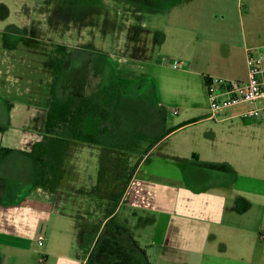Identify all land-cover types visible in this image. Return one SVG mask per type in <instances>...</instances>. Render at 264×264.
Masks as SVG:
<instances>
[{
  "label": "crops",
  "instance_id": "0c3cea01",
  "mask_svg": "<svg viewBox=\"0 0 264 264\" xmlns=\"http://www.w3.org/2000/svg\"><path fill=\"white\" fill-rule=\"evenodd\" d=\"M166 2L165 25L147 29L164 53H160L162 67L187 73L181 75L183 78L188 75L193 93L187 96L186 105L199 113L175 125L183 130L215 118L210 104L207 111L211 116L199 120L198 104L209 100L206 77L247 80L248 52L263 47L264 41L260 28L251 24L253 18L247 22L243 11H228L222 0ZM178 4L192 8L182 11ZM178 95L176 89L166 94L173 98ZM164 105L162 100L157 106L163 109ZM235 107L219 116L242 117L243 111L235 112ZM7 119L8 113L0 121V148L13 152L0 161V264H40L43 257L45 264H90L92 257L93 264H264V250L256 242L257 237H264V179L252 162L256 149L246 146V141L198 140V151L192 156L169 155L175 169L162 170L158 165L156 188L160 189L152 193L143 187L132 192L138 164L117 204L103 219L99 184L95 186L100 193L98 205L93 203L87 211V203L80 204L76 216L66 213L60 174L56 191L35 185L34 164L26 151L37 140L26 141L22 133L30 119L15 130H10L14 126ZM113 153L109 152L110 159ZM151 195L158 204L148 200ZM162 196L164 204L160 202ZM128 197H132L131 218L119 219L105 232L107 222L119 218ZM141 211L158 214L153 219L142 216ZM149 223L155 224L152 244L158 245L157 251L123 249L114 255V250L97 248L104 241H132L133 233L143 240Z\"/></svg>",
  "mask_w": 264,
  "mask_h": 264
},
{
  "label": "rangeland",
  "instance_id": "374dc122",
  "mask_svg": "<svg viewBox=\"0 0 264 264\" xmlns=\"http://www.w3.org/2000/svg\"><path fill=\"white\" fill-rule=\"evenodd\" d=\"M166 1L0 0V121L8 113L7 120L14 126L9 129L15 130L30 119L29 127L22 131L26 141H40L44 137L43 119L49 107L60 46L66 45L76 51L58 85L60 97L89 96L112 82L127 85L126 102L114 112L105 144H89L67 136L51 137V161L61 176V196L68 214L76 216V212L78 215L80 204L87 203V211L93 203L97 206L100 193L97 194L95 186L99 184L102 218L105 219L104 215L117 204L138 164L132 192L141 187L151 193L157 191L160 189L156 188V179H160L156 175L158 165L163 166L162 170L172 171L175 168L168 156H192L198 151V140L246 141V146L256 149L252 162L256 173L264 179V115L250 119L218 115L216 119L178 129L166 136L174 129L172 127L199 113L186 105L187 96L193 93L188 75L181 77L187 73L162 67L160 53H164L147 29V26L157 29L165 25ZM222 1L232 13L235 8L243 11L247 22L253 18L251 24L260 28L264 41V0ZM178 7L182 11L192 8L180 4ZM173 89L179 95L167 97ZM162 100L166 101L163 109L157 106ZM210 104V99L198 104L199 120L211 116L207 111ZM258 105L263 106L264 100ZM248 107L243 104L234 109L239 113ZM94 128L95 123L89 120L86 130L94 131ZM110 151L114 152L112 159L108 157ZM131 198L128 197L119 218L107 222L105 232L110 226H116L119 219L131 218ZM148 200L158 204L152 195ZM160 202L166 203L163 196ZM70 207L73 209L68 210ZM140 213L153 219L158 214L157 211ZM78 219L81 221L80 217ZM154 227L155 224L149 223L143 240L133 233L132 241H104L97 248L114 250V255L127 249L157 251L158 245L152 244ZM256 242L263 251L264 240L257 237ZM90 262L95 263L93 257Z\"/></svg>",
  "mask_w": 264,
  "mask_h": 264
},
{
  "label": "trees",
  "instance_id": "16d2710c",
  "mask_svg": "<svg viewBox=\"0 0 264 264\" xmlns=\"http://www.w3.org/2000/svg\"><path fill=\"white\" fill-rule=\"evenodd\" d=\"M75 52L66 45L59 48L49 107L44 122V137L26 151L34 164L35 185L50 191H56L59 183L57 167L51 161V137L67 136L85 143L105 144L104 138L111 129L110 123L114 118V112L117 107L123 106L126 102L124 90L127 85L122 82H112L101 91H96L89 96L60 97L58 85ZM89 120L95 123L94 131L86 130ZM180 127L182 126L175 127L172 131ZM11 152H13L12 149L1 147L0 161Z\"/></svg>",
  "mask_w": 264,
  "mask_h": 264
},
{
  "label": "built area",
  "instance_id": "2783aa9c",
  "mask_svg": "<svg viewBox=\"0 0 264 264\" xmlns=\"http://www.w3.org/2000/svg\"><path fill=\"white\" fill-rule=\"evenodd\" d=\"M247 64V80H229L217 76L207 77L206 86L213 117L230 107L243 104L250 106L241 114L243 118L250 119L264 115V105H258L264 99V46L248 52ZM39 243L43 245V238ZM40 264H45L44 257Z\"/></svg>",
  "mask_w": 264,
  "mask_h": 264
}]
</instances>
